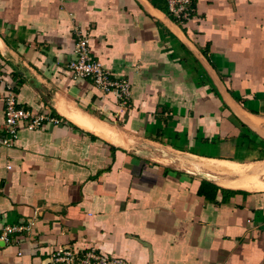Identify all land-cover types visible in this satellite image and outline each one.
<instances>
[{"label": "crops", "instance_id": "crops-1", "mask_svg": "<svg viewBox=\"0 0 264 264\" xmlns=\"http://www.w3.org/2000/svg\"><path fill=\"white\" fill-rule=\"evenodd\" d=\"M193 1L0 0V132L7 86L58 120L0 144V264H264V0ZM80 38L125 104L66 68Z\"/></svg>", "mask_w": 264, "mask_h": 264}, {"label": "built area", "instance_id": "built-area-1", "mask_svg": "<svg viewBox=\"0 0 264 264\" xmlns=\"http://www.w3.org/2000/svg\"><path fill=\"white\" fill-rule=\"evenodd\" d=\"M168 15L179 25H185L195 16L193 0H165ZM74 60L70 61L66 68L76 78L87 79L91 84L104 94H114L118 101L125 104L131 96V85L127 80L115 79L111 73L90 53L88 40L80 38L74 47ZM5 93V112L3 129L0 132V144L11 146L17 137V130L40 129L46 122L58 123V120L50 115V112L43 110L35 113L29 110L18 108L15 104V96L9 86ZM119 151L114 155L118 156ZM247 224L251 222L247 220ZM24 228L6 225L0 233V240L8 242L11 236ZM52 264H130L123 259L112 256H103L95 248H89L78 252L70 247L60 248L50 256Z\"/></svg>", "mask_w": 264, "mask_h": 264}, {"label": "bare ground", "instance_id": "bare-ground-1", "mask_svg": "<svg viewBox=\"0 0 264 264\" xmlns=\"http://www.w3.org/2000/svg\"><path fill=\"white\" fill-rule=\"evenodd\" d=\"M215 167H217V166H215ZM222 168V167H221ZM223 169H224V167H223Z\"/></svg>", "mask_w": 264, "mask_h": 264}]
</instances>
